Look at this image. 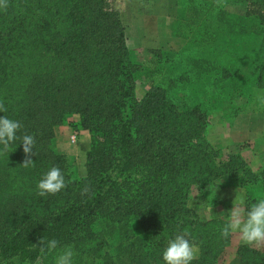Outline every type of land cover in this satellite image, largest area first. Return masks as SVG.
<instances>
[{
    "label": "trees",
    "instance_id": "obj_1",
    "mask_svg": "<svg viewBox=\"0 0 264 264\" xmlns=\"http://www.w3.org/2000/svg\"><path fill=\"white\" fill-rule=\"evenodd\" d=\"M233 1L264 24V0ZM224 3L179 0L174 35L187 43L154 50L142 99L136 77L145 68L132 61L116 0H8L0 8V117L21 122L18 136H34L37 152L24 167L18 139L0 155V264H55L56 252L39 250L44 237L71 246L74 264H166L168 242L185 232L200 248L192 264L220 263L232 234L221 236L227 221H203L188 206L192 186L230 181L245 189V209L264 198V168L252 170L240 155L219 163L205 134L208 117L240 92L235 56L215 46L219 35L237 34ZM259 36L264 47V29ZM253 70L246 97L254 103L264 63ZM190 90L205 100H188ZM73 115L91 136L79 177L56 146L55 129ZM53 166L67 186L40 196ZM237 253L241 264H264V247L242 243Z\"/></svg>",
    "mask_w": 264,
    "mask_h": 264
},
{
    "label": "rangeland",
    "instance_id": "obj_2",
    "mask_svg": "<svg viewBox=\"0 0 264 264\" xmlns=\"http://www.w3.org/2000/svg\"><path fill=\"white\" fill-rule=\"evenodd\" d=\"M163 2L167 3L164 7L161 6ZM224 2V9L233 16L234 31H237V34L233 32L219 35L215 46L217 50L235 56V61L240 67L236 78L240 92H234L220 104L219 111L208 117L205 134L211 145L219 151V163L228 160L229 155H240L249 167L257 172L264 168V160L258 155L261 142H264V91H254V103L246 96L252 93V85L258 76V71L253 70V64L258 66L264 63V47L260 46L259 36L263 33L264 24L258 18L248 17L246 5L237 4L233 0ZM116 7L126 27V45L132 53V61L145 68L136 77V96L142 99L151 88L147 69L154 66V60L160 55L154 50L179 52L187 43L182 38H164L154 17L156 13L165 14L169 21L179 8V0H116ZM168 21L163 23L165 28L169 26ZM189 92L188 100H205L204 95L198 91ZM78 122L79 117L73 115L67 119L65 125L55 129L57 149L70 158L76 177L86 175L85 163L91 145L90 133L75 128ZM229 184L230 181L226 183L220 180L204 188L192 186L188 206L195 210L203 221H227L221 214L224 210L230 211L233 208L239 190L245 191L238 185ZM263 247L264 245H261L257 248Z\"/></svg>",
    "mask_w": 264,
    "mask_h": 264
},
{
    "label": "clouds",
    "instance_id": "obj_3",
    "mask_svg": "<svg viewBox=\"0 0 264 264\" xmlns=\"http://www.w3.org/2000/svg\"><path fill=\"white\" fill-rule=\"evenodd\" d=\"M222 0H218V3ZM8 0H0V8L7 9ZM5 105L0 102V112H6ZM23 125L17 120L0 117V155L8 152L10 146L16 140H20L23 144L25 160L22 164L24 167L32 165L34 161L31 159L35 148V138L32 135L24 134L18 136V132ZM116 177L114 176L113 179ZM67 186L66 178L59 166H53L38 183L37 187L40 196L48 194L55 195ZM89 187H85L81 195H88ZM245 201L238 194L234 201V206L228 215V220L224 224L221 236L228 238L231 234H239L242 242L247 246L264 245V198L258 199L251 205L249 209L244 207ZM188 233L178 234L174 239L168 242V246L163 252V260L166 264H192L199 257L200 248L188 238ZM37 247V245H36ZM40 252H56L55 264H74L73 257L75 255L71 246L63 248L59 247V241L56 239H47L46 237L39 240ZM16 258H13L15 260ZM3 264H10L8 260Z\"/></svg>",
    "mask_w": 264,
    "mask_h": 264
},
{
    "label": "crops",
    "instance_id": "obj_4",
    "mask_svg": "<svg viewBox=\"0 0 264 264\" xmlns=\"http://www.w3.org/2000/svg\"><path fill=\"white\" fill-rule=\"evenodd\" d=\"M166 6L167 3L164 4V2L162 3L161 6ZM180 5V4H179ZM156 6V5H155ZM163 6V7H164ZM179 9V8H178ZM176 9L175 13L171 16L170 20L168 21V17L165 14H155V19L156 22L159 24V31L161 32V35L164 38H168V39H176L175 35H174V29H175V25L177 22H179L181 20V16L179 13V10ZM165 21H168L169 26L167 28L164 27L163 23ZM182 40V39H180ZM258 155L262 157V159L264 160V142H261V146L260 149H258ZM240 192L238 193V195L243 198L246 202V193L244 190H239ZM231 211V210H230ZM230 211H226L224 210V212L221 214L223 217H226V219H228V215L230 214ZM233 238L231 241V244L229 246H227L223 256H222V260L220 261L219 264H241V259L238 256L237 250L238 247L243 243L242 240L240 239L239 234H233Z\"/></svg>",
    "mask_w": 264,
    "mask_h": 264
},
{
    "label": "built area",
    "instance_id": "obj_5",
    "mask_svg": "<svg viewBox=\"0 0 264 264\" xmlns=\"http://www.w3.org/2000/svg\"><path fill=\"white\" fill-rule=\"evenodd\" d=\"M73 142H75V137H73Z\"/></svg>",
    "mask_w": 264,
    "mask_h": 264
}]
</instances>
